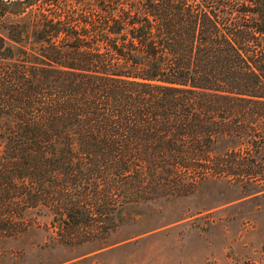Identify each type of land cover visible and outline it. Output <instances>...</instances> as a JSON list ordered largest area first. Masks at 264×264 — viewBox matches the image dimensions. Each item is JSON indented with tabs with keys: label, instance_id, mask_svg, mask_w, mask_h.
Instances as JSON below:
<instances>
[{
	"label": "trees",
	"instance_id": "trees-1",
	"mask_svg": "<svg viewBox=\"0 0 264 264\" xmlns=\"http://www.w3.org/2000/svg\"><path fill=\"white\" fill-rule=\"evenodd\" d=\"M0 27V262L31 213L102 238L264 172V0H0Z\"/></svg>",
	"mask_w": 264,
	"mask_h": 264
},
{
	"label": "rangeland",
	"instance_id": "rangeland-1",
	"mask_svg": "<svg viewBox=\"0 0 264 264\" xmlns=\"http://www.w3.org/2000/svg\"><path fill=\"white\" fill-rule=\"evenodd\" d=\"M255 177L210 174L189 193L131 207L105 237L78 242L58 239L50 215L31 213L28 230L2 243L0 264H264V172Z\"/></svg>",
	"mask_w": 264,
	"mask_h": 264
}]
</instances>
